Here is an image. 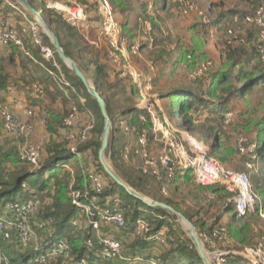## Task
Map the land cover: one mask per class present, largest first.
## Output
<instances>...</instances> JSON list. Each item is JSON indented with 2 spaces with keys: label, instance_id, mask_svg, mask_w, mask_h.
<instances>
[{
  "label": "trees",
  "instance_id": "trees-1",
  "mask_svg": "<svg viewBox=\"0 0 264 264\" xmlns=\"http://www.w3.org/2000/svg\"><path fill=\"white\" fill-rule=\"evenodd\" d=\"M28 1L34 7L32 0ZM110 2H112L113 7H120L121 13H124L129 7V4L124 5L123 1L121 0H110ZM160 2L161 0H154V6L160 8ZM140 5L142 6V3ZM174 5L179 6L177 4ZM90 10L94 9L91 7ZM140 10L141 14L145 15V13H147V11L144 12V9L140 8ZM1 11L2 14L0 15V18L9 19L10 17H16L14 18V20H18V14H16L15 10L10 6L4 4L2 0H0V13ZM251 12L252 10H249L246 14H250ZM229 13L230 15H234L238 12L232 10ZM246 14H243L242 17ZM42 16L45 22L50 27V29L58 38L64 50V53L77 63L78 67L85 74L88 81L90 79L92 85L96 88V90L101 94V96L105 100L106 112L111 120L109 140L105 151H107L106 153L108 154V157L110 158L113 167L118 171V173L120 174V178L124 182L129 184L131 187L135 188L137 191L143 193L144 188H142L140 181L138 179V181H135L134 177H132L127 171H125L126 169H124V167L120 166V164L118 163L119 159L123 162H127L131 158L129 160H124L121 157L120 147H117L120 142L118 139H116L117 131H120L119 125L117 126V122L120 119H124L131 128L132 133L130 134V136H134L135 134L140 133L143 130L148 132L151 130V121L148 111L145 108L137 107L136 104L133 102L134 95H138L135 87L131 85L127 89L126 84L123 82L124 79H122L124 77L121 78V75L118 71L115 73L116 79L113 82L109 81L107 70L105 71L103 65L99 64L96 58H89V54H91V51L88 49L89 46L87 45L86 41H84L79 31L76 28L70 26L68 23H66L62 13L52 11L49 8L44 7L42 10ZM221 16L222 15L218 16V20L222 18ZM29 17L30 19H32L30 15ZM92 21L93 20H90V22ZM213 22H208L207 24H203L202 26L203 28L209 27L213 24ZM199 24H201L200 21ZM195 26L196 24L192 25L190 27V30H193ZM121 28L122 34L128 41V43H133L132 41H130L131 39L127 36L129 30L125 22L121 23ZM40 34L43 42L49 43L48 38L45 36V34H43L41 31ZM224 42L226 43V46L224 47L226 52V59L223 62L224 68H231L235 66L236 63H238V61L242 57L240 55L237 56L234 53L240 52L241 50H236V45H231L232 43L230 41L229 35L228 39H225ZM25 46L34 59L25 55L17 46L12 44L3 45L0 42V103L4 101L3 92L7 91V85L16 81V78H14V75L12 74V67L17 65L21 67L23 71L27 70L28 74L30 72V74L33 75L35 71H31V66L40 67L44 70L45 68L50 66V64L45 62L41 57L39 48L35 44H33L29 39L28 42H25ZM240 46H242L241 52L244 55L246 53L247 48L244 45ZM200 49H202L201 46H194L192 49L181 50V53L176 63L188 62L190 66V71H193L202 61L210 60L212 61L213 67V60L211 58H208L204 52L200 51ZM88 50L90 52H88ZM256 53L259 62L264 65V63L259 59L258 44ZM54 54L57 63L60 65L65 75V79L73 86L75 91L72 92L66 88V91L68 93L64 95L63 93L65 88L59 85L55 81V79H53V77L50 76L45 70V73L48 78H46V76L44 77L36 73L34 75L38 77L36 83L42 87L44 96L43 98H38L34 95V97L36 100H38V102L44 98H52L54 101L59 98L60 101H62L61 103L69 104L66 106V108L69 107V109L65 116L68 114L70 108L73 105L79 107L82 117L85 116L86 118H88V112L93 115L94 128L89 132L87 138V140H90L91 144L86 149H88L89 147L94 148L93 152L95 155V159L97 160V166H95V168H88L96 173L101 174V172H103V168L99 163L98 149L101 143V134L104 122L103 117L100 113L96 101L91 97L90 94L87 93L82 82L70 72V70L59 59L57 54ZM16 58H18V62L16 61ZM40 63H42V66L40 65ZM88 70L92 71L91 75H89ZM207 72L208 71H206L205 73ZM226 72L227 71L224 70L222 67L219 68L217 71L212 73L210 79H204L203 82L199 83L200 87L197 89H193L190 87H180L178 89H172L171 91H169L170 94L168 96L176 97L173 102V105H170V103L168 105L173 112H179L178 119L176 118L175 113L172 114V117L174 116V120L178 124L176 126L187 127L188 125L194 123L195 120H193V115L190 112H193V110L196 108L195 106L204 104V90H202V88L205 84L209 85V90L207 91L208 96L215 98L222 97V101L227 102L228 99L230 97H233L234 95H240L241 97L249 96L251 88L254 84L264 82V67L251 69L250 72L240 71L237 75V81H248L237 89H234L230 85V82L228 80L229 75ZM22 79L23 76L20 77V80ZM49 85L52 86L53 90H49ZM119 92L129 96L127 99V104L121 103L119 100H117V95ZM165 96L166 94L163 95L158 93L159 98ZM79 97L83 98L82 104H80L79 102ZM217 104H219V102ZM47 107H49V104ZM47 107H44V109H47ZM114 108L118 109L117 113L114 112ZM63 110L64 109H62V111ZM51 126L52 125L46 124V127L49 128V130H52ZM114 126L117 127L115 128ZM250 127L251 129H255L256 131V153L262 162V166L260 168L264 177V119L255 121ZM206 131H209L211 133L216 132L214 134V143L210 145L211 151L213 153H216L222 161H227L224 155H219V149L221 145L220 136L218 135L219 133L217 132V130L211 125H209ZM91 133L92 137L90 139L89 136ZM86 149L85 147H79L77 150L78 153L84 154V151ZM45 154L46 155L42 158L40 157L37 165L34 166L30 164L27 160L21 158V156L17 155L13 151V149L9 147L5 148L4 145L0 143V214H3V212H5V204L11 201L34 198L37 199L40 203L38 212L30 220L31 227L35 230L38 237V245L36 247L32 245L34 247L33 250H31L30 252L28 251L24 254H20L15 258H12L10 257V254H8V249H4L2 240L0 239V244L6 256L8 257L10 264H39L35 261V259L40 256H45L46 264H77L82 258H85L89 261L97 260L100 261L102 264H142V261H121L102 255L101 245L99 244L97 238L94 236L93 230L90 228V226H84L83 223L76 221L77 217H79L80 214L83 216V214L80 209L70 203L68 198V193L71 187L69 186L70 183L69 181H67L65 176L68 174L70 175V173L72 172L75 174L76 172V174L78 175V181L76 180L77 185L75 184L73 186H81L85 177V175H83V172L86 169H84V163L81 159H78L76 157V153L71 152L70 147H61V145L59 144H52V146L47 149V153ZM71 160L76 161L77 165H79L77 171L69 167V162ZM7 165L9 167H6ZM66 166H68L70 169H68V167ZM140 172L144 176L154 178L152 176L143 174L141 169ZM105 175L108 177L106 173ZM177 177L187 179L191 177V175H188V173H186L185 175L176 173L174 177L169 178L164 173H161V179L157 180L172 183ZM258 182V179H256L255 189L258 190L264 198V190L261 188ZM209 188H212L213 192L218 194H220V191L223 190V187L221 186H209ZM115 192H120L129 198L136 199L130 194H128L125 189L116 185V183L109 178L108 186H106L103 195L104 197L107 195L114 196ZM146 195L152 197L155 200L162 201L157 198V196H154V194H150L149 191H147ZM140 202L143 204L147 211L156 213V216H154L153 220L150 219L153 225L152 232L164 227V217L166 215V210L161 208H151L144 204L142 201ZM163 202L167 203L168 205H171L176 210H179L175 206V204H173L172 201L164 199ZM262 204H264V200ZM258 206L259 204L257 203L253 212L255 216H257ZM121 207L123 208V205H121ZM225 211L233 213L231 214V219L228 220L229 222L227 223V227L224 226L226 228L227 239L231 237L238 243H246V233L250 229V224L248 221L245 222L244 219L246 218L245 215L249 211L244 216L238 218L234 212V205L231 201H229L225 206ZM181 213L189 221H193L191 215L186 214L184 211H182ZM138 217H140L138 210L132 211L128 223L126 216V224L122 231L125 233L132 231L133 222ZM215 222L217 223L218 221ZM192 223L196 225V222ZM238 223H240V225H237ZM213 226L214 223L212 225H208L206 231H211L213 228H215ZM44 231L47 233L44 234V236L42 237L41 235L42 233H44ZM87 239H91L92 241V244L90 246L86 244ZM61 242L67 245V250L53 252V249H55L58 243ZM126 244L128 243L125 241L124 247L127 246ZM158 245L169 246L168 249L160 252L159 254H152V256L159 258L163 263L168 264V260H171L174 261V264H177L176 260H178L180 261V264H204L200 255L196 251L192 241H185L180 238L173 239L171 237H168L167 235L164 243L156 241L151 236L134 239L131 243L128 244V246H130L129 248H131L133 252L127 256L129 258H133L137 255L144 257L140 254V251H145L148 248L154 250L155 247ZM220 264L254 263L240 255L226 253L220 258Z\"/></svg>",
  "mask_w": 264,
  "mask_h": 264
},
{
  "label": "built area",
  "instance_id": "built-area-1",
  "mask_svg": "<svg viewBox=\"0 0 264 264\" xmlns=\"http://www.w3.org/2000/svg\"><path fill=\"white\" fill-rule=\"evenodd\" d=\"M4 4L13 8L19 19L11 21L0 19V42L3 45L12 44L17 46L25 55L34 59L25 46L28 39L39 48L43 60L50 64L45 68L47 73L55 81L69 91H75L73 86L65 79V75L55 59V51L50 43L43 42L40 34V26L36 19H30L27 12L19 3L14 0H2ZM170 2L183 7L186 11H195L199 19L206 22L205 15L191 0H169ZM252 3V12L242 17V21L257 29L258 55L264 63V0H249ZM21 6V7H19ZM47 8L54 9L62 13L64 20L70 26L76 28L85 40L91 42L88 36L90 28V17L93 14L97 18L98 36L101 42L107 47V54L113 61L117 71L121 76L128 78L135 87L139 102L137 107L145 108L150 116V132L143 130L134 136L130 134L131 128L124 119L118 120L120 133L123 136L120 145L121 157L129 160L134 156L141 159L140 169L143 174L161 179V173L172 178L176 173L185 175L190 171L194 183L198 186H221L232 195L234 212L238 218L244 216L255 205L258 196L253 188L250 176L245 172H238L225 167L218 159L211 156L203 142L199 141L187 129L182 130L173 127L158 104V95L152 92L151 78L147 77L140 68L137 67L135 59L141 55L142 47L139 43H128L122 34L121 23L116 16V12L110 0H48ZM91 7L94 10H90ZM42 14L41 10H37ZM230 38H234L233 31L229 30ZM95 46L100 45L99 40L92 41ZM42 66V63H40ZM212 67V61L207 60L199 64L196 69L190 72V78L195 80ZM150 69L153 71L152 66ZM33 94L38 98H43L42 87L36 82L31 85ZM80 104L83 100L79 97ZM19 103L18 99L12 102L5 100L0 103V124L1 130L6 135L14 136L16 139H24L32 131L34 120L45 124L46 116L43 111L40 115L33 107H25L24 116L20 117L12 111V105ZM88 121L81 127L76 125L81 121L82 114L78 106L73 105L68 114L62 120V127L65 129L66 139L70 145L72 153L80 156L77 145L87 141L89 132L94 128V117L88 112ZM232 113L227 111L224 120L228 123L232 118ZM158 133L161 136L158 137ZM46 137L40 136L36 143L26 142L21 158L36 166L43 152V145ZM162 141V148L153 152L150 141ZM240 150L244 151L240 145ZM68 167V166H66ZM68 169H70L68 167ZM84 181L81 186H70L68 198L70 203L80 209L87 225L94 232L101 245V253L112 259L121 261L130 260L132 262L142 261V264H166L155 256H134L129 258L126 254L124 242L146 236L153 237L156 241L164 243L166 240L165 228H159L152 232V222L149 218L140 216L133 222V230L124 233L123 236H114L110 233V227L122 230L126 224V213L121 207L117 196L103 195L106 189V182L103 175L90 169H86ZM162 194L167 195L166 186L160 188ZM40 203L37 199L11 201L5 204V212L0 214V239L9 241L14 239L22 247L28 245H38V237L31 227L30 220L38 212ZM226 228L224 226L215 227L211 231L201 232L198 236L203 245L214 247L217 241L227 240ZM87 245H91V239L86 240ZM67 245L58 243L53 252L67 250ZM261 249L264 245L259 243L252 253L261 257ZM218 252V251H217ZM212 253L213 262L220 264V258L226 252ZM258 260L264 261L258 258ZM39 264H46L45 256L35 259ZM256 264V262H253ZM0 264H10L1 244H0ZM77 264H102L100 261H89L82 258Z\"/></svg>",
  "mask_w": 264,
  "mask_h": 264
},
{
  "label": "rangeland",
  "instance_id": "rangeland-1",
  "mask_svg": "<svg viewBox=\"0 0 264 264\" xmlns=\"http://www.w3.org/2000/svg\"><path fill=\"white\" fill-rule=\"evenodd\" d=\"M47 1L48 0H32L34 7L41 11L43 10L44 7H47L46 6ZM121 1H123L124 5L129 4V7L133 6L135 10L134 15L130 17L127 16L128 20L130 21L131 27L135 26V29L133 28L134 32L132 31V34L133 35L135 34V36H137L135 40L133 41L130 40V41L143 45H146V43H153L154 45L153 50H149L147 47L143 49L141 51L140 57L135 59V63L137 65H140L139 66L140 70L143 73H145L147 77L152 78L154 77L152 75H156L157 73H160L161 75L163 74V76L156 81L154 87L157 91H159L158 93L163 95L166 94L165 97H161V98L158 97V101H159L158 104L161 112L167 115L169 121L172 122L173 126H176L178 124L172 121V119H174V116L172 117V114L175 113L176 118L178 119L179 112L178 111L173 112L168 106L169 103L170 105H173V102L176 99V97L174 96H168L170 94L169 91H171L172 89H178L180 87H190L193 89H197L200 87L199 83H201L204 79L206 80L210 79L212 73L217 71L221 67L227 71L226 73L229 75L228 80L230 82V85L234 89H237L248 81V80L242 82L237 81V75L239 74L240 71L250 72L251 69L264 67V65L259 62L256 53L258 39L255 38L253 46H248L249 48H247L248 41L246 40L247 39L246 35L243 34L244 32L247 33L249 31V28H251V31L254 34H256L257 37L258 31L244 22L243 23L245 25H242L241 27H237L234 24L225 25L226 23L222 22L220 26H216V28H212L211 33L208 32L204 33V35L207 34L206 35L207 40L208 41L210 40L209 44L211 46H214L216 49V52H214L213 56L211 57V59L213 60V67L210 70H207L208 71L207 73H204L200 77H197L195 80H193L190 78L191 71L188 62L176 63L175 59L178 60V57L177 54L175 53L176 51L171 48L173 45L175 48L178 47V44L177 43L175 44V42L177 41V37L181 39L183 38L185 39L190 35L189 33L190 31L188 30L192 26L191 23L194 20V19H189V16L191 15L190 14L191 11H186L183 7L176 6L172 2H169V0H167L168 2L165 0V5L168 6V9L160 10L158 8L154 10V12H153L154 0H121ZM191 1L200 11L203 12V15H205L206 22L199 20V17L197 16V19L201 22V25L207 24L208 22L211 21L213 22L215 19H217V15L214 14L215 11L212 12L210 11L211 7H209L208 5H204L200 7L198 0H191ZM226 1L228 2V0ZM244 1L247 3L246 7L250 11L253 10L252 3H250L248 0H244ZM141 3L142 6L140 5ZM220 3H223V0ZM150 5L152 7H150ZM173 7L176 9L170 10ZM113 8L116 12H121L120 7L116 6ZM140 8L144 9V12L149 11L148 14L147 13H145V15L141 14V10H139ZM49 9L55 11L54 9L51 8ZM151 12H153V14H151ZM184 12H189L187 14L188 16H186ZM1 14L2 11L0 15ZM29 15L32 17V19L34 18V16L31 15L30 13ZM124 17L123 20L122 18H118V20L120 19L119 20L120 23L124 21L125 19ZM14 18L16 17H13V19ZM150 18H152V20L156 25L154 29H156L157 32L154 35L149 34L150 30H147V24H149L148 22L151 21ZM90 20L97 22V18L92 13ZM229 30L233 31V35H234V38H230V41L232 43L230 44L236 45L237 47L236 50L240 49L241 51H242V46L240 45H244L247 48V50L244 55L241 51L234 53L237 56L238 55L242 56L241 59L238 61V63H236L235 66L231 68H224L223 62L226 59L225 58L226 52L224 48L226 46V43L224 42V40L228 39ZM40 31L43 33L41 28ZM129 34L130 33H127L128 37ZM149 38H153V42H151ZM208 41H206L207 44ZM163 46L166 47L164 48ZM88 49L90 50V48ZM160 49L163 50L164 52L161 54L155 52V51H159ZM89 50L88 52H90ZM152 53H155L153 57L151 56ZM180 53L181 51L178 52L179 55ZM89 58L92 59V56H90V54H89ZM155 60H158L160 62L156 63ZM203 62L204 61H202L201 63ZM167 63L168 64L172 63V64L167 65ZM102 65L106 71V67L104 66L105 64ZM151 66L152 68H154L153 71L150 69ZM33 69H34L33 71L35 72L33 73V75L30 74L29 72V77H27L26 74L24 75L22 74L23 73L22 69L21 70L18 69L19 74L23 75L24 80L26 78L27 82L25 81V85L23 89L28 93L32 92L31 85L38 80V77L34 76L36 72L48 78L47 75L44 74L45 70L43 68L33 66ZM88 72L89 75L92 74L91 70H88ZM30 77L32 79H30ZM89 82L92 85L90 79ZM202 90H204L203 91L204 98L202 97L204 99V104L195 106L196 116H194L193 112H190L193 115L194 118L193 120L196 121H194L193 124L188 125L187 127H179V129L182 130L188 129L193 134V136H195L199 141L203 142V144L207 147L209 154L214 158L218 159L225 167L232 169L234 171L247 173L250 176L252 185L254 186V190L258 196V199L255 205L253 206V208L245 215L246 217L244 219L245 222L248 221L250 224V229L246 233L247 234L246 243L243 244L238 243L233 238L229 237L227 240L217 241L214 247H208L206 244L203 245L201 243L202 249L211 263H214L212 253H214L215 251L216 252L218 251L217 253L226 252L229 254L240 255L251 262H254V260L258 258L264 260V250L261 249L260 252V255H262L261 257H258L251 251L252 249L256 250L259 246V243H262V245H264V204H262L264 198L262 194H260L259 191L255 189V185H256L255 180L258 179L259 181L258 184L264 190V177L260 168L262 166V162L256 153V142H257L256 131L255 129H251L250 127L255 121L264 119V82L254 84L253 87L251 88V92L249 96L241 97L240 95H234L233 97H230L227 102H223L222 97L215 98L208 96L207 91L209 90V85L205 84ZM128 97H129L128 95L119 92L117 95V100H119L121 103L127 104ZM133 100L135 104H138L139 98L137 94L134 95ZM48 101L50 103L49 107H47L46 104L44 105V99H41L40 102L41 105H39L38 108L37 107L35 108L36 113L39 115H40V111H42L43 109V105L48 109V110L46 108L43 109V113L47 117V122L45 124H42L41 130L37 129L35 124H32L33 126L32 131L28 134L26 138L21 140V139H16L14 136L4 134L1 130V124H0V143H2L5 148L9 147L13 149V151L17 155L21 156L27 141L31 143H36L39 140L40 136L43 135L46 137V140L43 145V152L41 154V158L46 155L45 153H47V149L50 148L52 144H56V145L59 144L61 145V147H68V148H69V144L73 146L74 143H69L67 141L65 129L62 127V120L69 109V107L66 108L68 104L58 103V105L54 106L55 101L52 98H49ZM218 102L219 104H217ZM33 106L35 107V105ZM62 109L64 110L62 111ZM227 111H230L233 115L228 123H226L224 120V115ZM114 112L117 113L118 109L114 108ZM87 121L88 118L83 116L81 121L77 123L76 127L79 128L83 126ZM46 124L52 125L51 126L52 130H49V128L46 127ZM209 125L214 127L219 133L218 135L220 136V145H221L219 149L220 151L219 155H224V157H226L227 161L225 162L222 161L216 153H213L211 151L210 145L214 143V137H215L214 134L216 132L211 133L209 131H206ZM117 126H118V122H117ZM117 126L114 127L116 128ZM160 136L161 133H158V137ZM91 137H92V133L90 134L89 138L91 139ZM116 139H118L120 142L117 147H120L123 140V136L121 135L120 131H117ZM90 144H91L90 140H87L85 143L81 145H77L76 150L79 147H85L86 149L88 146H90ZM156 144H157L156 149L155 148L152 149V151L154 150L153 152H156L155 150L161 149L163 146L162 141L156 142ZM240 145L243 148H245L244 151L240 150ZM93 151L94 148L89 147L84 151L85 152L84 154L80 153V156L76 155V157L78 159H81L82 162L84 163L83 164L85 166L84 169L95 168V166H97L96 164L97 160L95 159V155ZM106 152L107 151L104 152V159L106 163L120 176L118 171L113 167L111 160ZM118 163L120 164V166H123L124 169H126L125 171H127L132 177H134L135 181L139 180L142 188H144V192L141 193L140 191H137L135 188L131 187L128 184V186L133 191L140 193L146 198L153 199L152 197L146 195L147 191H149L150 194H154V196H157V198H159L162 201L164 199H168L172 201L173 204H175V206L179 209L178 211L180 212L184 211L186 214L192 216L193 218L192 222H196V225L194 223L193 225L196 227V233L198 235L201 232L206 231L210 223V219L216 216H219L220 218V216L222 215H224V217L228 220H230L232 217L231 214L233 213L228 211L226 212L225 206L229 201L233 203V199H232L233 197L230 193H228L224 189L220 191V194L215 193L213 192L212 188L209 187L205 188L196 185L192 177H189L187 179L177 177L174 180V182L167 183L166 181H158L155 178L144 176L140 172L141 159L138 156L132 157L127 162H123L122 160L119 159ZM6 167L9 166L7 165ZM69 167L77 171L79 165H77L76 161L71 160L69 162ZM84 173L85 171L83 172V175H85ZM101 175H103V179L108 186L110 177H107L104 171L101 172ZM188 175H190V171H188ZM77 176L78 175L76 174V172L75 174L72 172L70 173V175L68 174L65 176L67 181H69L70 183L69 186L75 184L77 185L76 183V180L78 178ZM163 185L166 186L167 195L162 194L160 190V188ZM114 196H117L120 200L121 205H123V209L127 214L126 215L127 223L129 221L130 214L134 210H138L140 216L147 217L151 220H153L154 216H156V213L147 211L139 200L129 198L120 192H115ZM257 203L259 204V206H258L257 216H255L253 212L255 210V206L257 205ZM228 220L227 222H222V223L215 222L213 227H217L220 225L227 227V223L229 222ZM76 221L83 223L84 226L87 225V220H85L81 214L79 215V217H77ZM164 223H165L164 228L166 231V235L168 237H171L173 239L180 238L185 241L187 240L191 241L186 229L187 224L181 219H179L176 214L166 210ZM237 225H240V223H238ZM46 233L47 232L44 231V233H42L41 236L43 237L44 234ZM131 242L132 240L127 241L128 244ZM2 244L4 249H8V254H10V257L12 258L17 257L20 254L27 253L28 251L30 252L34 248L32 245H28L27 247H22L14 239H11L10 241H2ZM128 244H126L127 246L125 247L127 255L133 252V250L129 248L130 246H128ZM168 247L169 246L167 245H158L155 247L153 251L154 253L157 254L159 252L168 249ZM176 262L177 264H180V261L176 260ZM168 264H174V261L168 260Z\"/></svg>",
  "mask_w": 264,
  "mask_h": 264
},
{
  "label": "crops",
  "instance_id": "crops-1",
  "mask_svg": "<svg viewBox=\"0 0 264 264\" xmlns=\"http://www.w3.org/2000/svg\"><path fill=\"white\" fill-rule=\"evenodd\" d=\"M198 1H199L198 3L200 5V7H202L204 5H208L209 7H211V10L210 11L211 12L212 11H215L214 14L217 15V19L214 20L213 24L210 25L209 27L203 28V26L201 24H199V20L197 19L196 12L195 11H191L190 12L191 15L189 16V19H194L191 24L192 25L196 24L195 28L193 30H190V28H189L188 31H190L189 32L190 35L188 37H186L185 39L183 38L184 40L181 39V38H179V37H177V41L175 42V44L177 43L178 44V47L175 48L174 45L171 47L172 49H174L176 51L175 53L177 54V57L178 58H179L178 52H180L183 49H192L194 46L195 47L196 46H199V47L201 46L202 49H200V51L201 52H204L205 55L208 58H211L213 56L214 52H216V49H215L214 46H211L209 44L210 40L209 41L207 40V37H206L207 34L204 35V32L205 31L208 32V33H211V31H212L211 29L212 28H216V26H220V24L222 22L226 23L225 25L234 24L237 27H241L242 25H245L243 23V21L241 20V18H242V15L243 14H246L249 11V9L246 7L247 3L244 0H228V2L226 0H223V3H220L222 0H219V1L218 0H201V1L198 0ZM150 7H152V6L150 5ZM156 9H158V8L154 6L153 12ZM159 9L160 10H166V9H168V6L165 5V0H161V2H160V8ZM175 9L176 8L173 7L170 10H175ZM232 10H235L238 13H236L234 15H230L229 12L232 11ZM148 12L149 11H147V14H148ZM153 12H151V14H153ZM177 12H179V11H177ZM134 13H135V10H134V7L133 6L129 7L124 13L116 12V16H119L117 18H122V20H123V17L125 16L124 17L125 18L124 21L121 20L122 21L121 23H124L125 22L127 24V28H129L128 29L129 30L128 33H130L129 34V38L132 41L135 40L137 38V36H135V34L134 35L132 34V31L134 32L133 28L135 29V26L134 27H131L130 21L128 20L127 16L130 17V16L134 15ZM188 13L189 12H184V14L186 16H188L187 15ZM220 15H222L221 16L222 18L218 20V16H220ZM17 18L19 19V17H17ZM9 19L12 22L14 21L13 17L12 18L10 17ZM150 20L151 21L148 22L150 25L147 24V30H150L149 34H153L154 35L157 32V30L154 29V27L156 25H155L154 21L152 20V18H150ZM253 28L255 29V27H253ZM243 34L246 35V38H247L246 40L248 41L247 48H249L248 46H253L254 41H255V38H257L256 37V34H254L251 31V28H249V31L247 33L244 32ZM88 36H89V39L91 40V42L92 41L99 40V44H100L98 46H95L94 44H92L91 42H88L87 40H85L83 38L84 41H86L87 45L89 46L90 51H92L91 54H90V56H92V58H96L97 59V62L99 64H105L104 66L106 67V70H107V73H108V79H109L110 82H113L116 79V74L115 73L117 72V68L115 67L113 61L109 58V56L107 54V47L105 46V44H103V42H101V39L98 36L97 22L96 21L90 22V28H89ZM149 40L151 42H153V38H149ZM206 41H208V44L209 45L207 44ZM140 46L142 47V50L145 49L146 47L149 50H153L154 49L153 43H146V45L140 44ZM163 47L165 48L166 46H163ZM91 49H93V50H91ZM167 50H170V49H167ZM155 52H158V53L161 54L164 51L160 49L159 51H155ZM154 54L155 53H152L151 56L153 57ZM160 56H163V55H160ZM160 56H157V57H160ZM16 61L17 62L19 61L18 58H16ZM155 61H156V63L160 62L158 60H155ZM175 61L177 62L176 59H175ZM172 63H174V62H172ZM172 63H169V64H172ZM169 64L167 63V65H169ZM139 66L140 65H137L138 68H140ZM18 69L21 70V67H19L17 65L14 66V67H12V74L14 75V78H16V81H14V82H12V83H10V84L7 85V87H6L7 91L6 92H3V96H4V100L6 102H12V100L18 99L19 100V103H17L16 105H12V111L16 115L25 118V116H24V109H25V107H33L34 109L36 107L38 108V106L41 105V104H39L41 101L38 102V100L35 99L33 92L28 93V92H26L23 89V87L25 85V80H24V78L22 80H20V77H22L24 74H26V76L29 77V74H28V71L27 70L26 71H23L22 70V72H23L22 74L23 75H21V74H19ZM33 70H34L33 69V66H31V71H33ZM36 74H39V73L36 72ZM44 74H46L45 71H44ZM152 76H154L152 78L150 77L151 78V88L153 86V89H152L153 91L152 92L155 93L156 95H158V92L159 91H157L154 86L156 84V81L159 78H161L163 76V74L161 75L160 73H157L156 75H152ZM122 77L123 76H121V78ZM30 79H32V78L30 77ZM122 79H124L123 82L126 84L127 89H128L132 85L131 81L128 78H126V77H124ZM49 90H53L52 86H50V85H49ZM67 93L68 92L64 89V93L63 94L65 95ZM80 98L83 100L82 97H80ZM58 103L61 104V101H60L59 98H57L55 100L54 106L55 105H58ZM45 104L47 106H48V104H50L47 98H44V105ZM33 105H35V107ZM44 105H43V109L45 107ZM136 106H137V104H136ZM43 109H42V111H43ZM193 112H194V116H196V108L193 110ZM164 116H165L166 120L170 124H172V122L169 121L167 115L164 114ZM172 121L175 122L174 119H172ZM34 124H35V126H36L37 129H39V130L42 129V124L37 119L34 120ZM173 127L179 128L178 126H173ZM156 142H159V141H153V140L150 141V147H151V149H153V148L156 149V145H157ZM159 150L160 149L155 150V151L157 152ZM217 218H219V216H216V217L210 219L209 225H212L213 223H215V221H218V223L219 222L222 223V222H227V220H228V219H226L224 217V215L220 216L219 219H217ZM110 233L112 235H114V236H123L124 235V232H122L120 230H117L116 228H114L112 226L110 227ZM153 253H154L153 249H150V248L146 249L145 251H140V254L142 256H144V257H146L147 255L148 256L149 255H152ZM154 254H156V253H154Z\"/></svg>",
  "mask_w": 264,
  "mask_h": 264
},
{
  "label": "water",
  "instance_id": "water-1",
  "mask_svg": "<svg viewBox=\"0 0 264 264\" xmlns=\"http://www.w3.org/2000/svg\"><path fill=\"white\" fill-rule=\"evenodd\" d=\"M17 3H19L27 12H29L31 15L34 16V18L37 20L40 28L42 29L45 36L48 38L49 43L54 48L55 53L59 57V59L63 62V64L70 70V72L76 76L84 85L86 91L88 94L91 95V97L96 101L98 108L100 110V113L103 117V128H102V134H101V143L100 147L98 149V159L99 163L103 168V171L110 177L116 185L122 187L125 189V191L133 196L134 198L142 201L144 204H146L148 207L151 208H161L167 211H170L177 215L179 219L184 221L187 224V232L188 235L195 246L196 251L200 255L202 261L204 264H214L209 261V259L206 257L203 249L202 244L200 241V238L198 234L196 233V227L193 225L191 221H189L180 211L176 210L171 205H168L167 203L155 199H149L141 195L140 193L133 191L126 182H124L120 176L106 163L104 159V152L108 145L109 140V133L111 128V120L106 112V104L105 100L101 96V94L96 90L94 86L90 84L88 79L86 78L85 74L81 71V69L78 67L77 63L70 57H68L64 50L54 34V32L50 29L48 24L45 22L42 14L38 12L28 0H14ZM256 264H264V261L261 260H254Z\"/></svg>",
  "mask_w": 264,
  "mask_h": 264
}]
</instances>
